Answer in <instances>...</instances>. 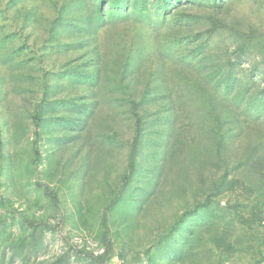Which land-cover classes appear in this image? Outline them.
I'll return each mask as SVG.
<instances>
[{
  "label": "rangeland",
  "instance_id": "1",
  "mask_svg": "<svg viewBox=\"0 0 264 264\" xmlns=\"http://www.w3.org/2000/svg\"><path fill=\"white\" fill-rule=\"evenodd\" d=\"M77 256L264 264V0H0V264Z\"/></svg>",
  "mask_w": 264,
  "mask_h": 264
},
{
  "label": "trees",
  "instance_id": "2",
  "mask_svg": "<svg viewBox=\"0 0 264 264\" xmlns=\"http://www.w3.org/2000/svg\"><path fill=\"white\" fill-rule=\"evenodd\" d=\"M28 227L37 229L40 228V225H36L34 223H28ZM97 260H98L97 257H91L87 259L84 256H82V258L77 256V261L80 262L81 264H98Z\"/></svg>",
  "mask_w": 264,
  "mask_h": 264
}]
</instances>
